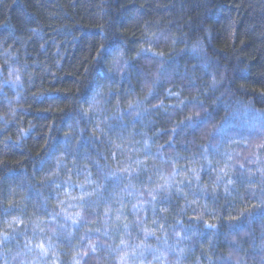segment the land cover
I'll return each mask as SVG.
<instances>
[{
  "label": "clouds",
  "instance_id": "clouds-1",
  "mask_svg": "<svg viewBox=\"0 0 264 264\" xmlns=\"http://www.w3.org/2000/svg\"><path fill=\"white\" fill-rule=\"evenodd\" d=\"M87 3L97 29L61 8L51 60L26 58L10 17L0 35V264H264V0H241L239 31L228 0ZM85 42L95 59L62 98L49 84Z\"/></svg>",
  "mask_w": 264,
  "mask_h": 264
},
{
  "label": "trees",
  "instance_id": "trees-1",
  "mask_svg": "<svg viewBox=\"0 0 264 264\" xmlns=\"http://www.w3.org/2000/svg\"><path fill=\"white\" fill-rule=\"evenodd\" d=\"M96 3L99 4V0H96ZM59 4V7H57ZM119 6L121 8H129L130 4L125 3V0H119ZM139 6V3L137 4ZM224 7V5H221ZM227 7L233 9V15H240L241 24L238 26V31L244 27V22L248 19L250 14V9L247 7L245 3H241V0H228ZM67 9L65 16L66 18L70 17L72 20H78L79 24L74 27L77 28V35H82L79 29H85L88 31H94L97 29L98 25L96 21L92 18V15L96 9L88 6L87 0H75V7L72 4H68L67 0H0V35H8V30L4 28V25L8 23V18H11V23L15 26L16 31L13 33L15 36H31L29 41L28 49H27V59L31 60L35 55H39L41 59L45 58V52L48 53V59L51 60L54 57L51 56V52L54 51L52 48V38L60 40L61 36L57 35L53 31V25L57 22L56 13L60 12V9ZM236 9H241L240 13L236 12ZM168 9L160 10V14L163 15L164 12ZM21 11H26L27 14V28H32L37 26V22L43 25L41 31L35 34H30L23 25V18L20 17L19 13ZM51 12L53 15L49 16L48 13ZM121 34L125 35V29L129 26L125 23L124 19L121 18ZM134 31V30H133ZM129 45H135L139 37L136 35L128 34L126 36ZM43 41H47L45 48L42 50L40 48V44ZM236 44L244 49V54H247L251 51V47L253 45V39L250 36L240 35L236 39ZM11 43V40H9ZM255 43H259V41H255ZM72 49L71 52L66 51L65 56L66 59L62 60L63 70L60 74V78L54 82L50 83L49 87L55 91H59L60 96L62 98H67L72 94L73 82L77 80H81L84 78L86 71L89 68V65L95 59V51L90 52L88 49V44L85 42L83 45L70 46ZM134 50V48H133ZM127 86L126 83L121 84V90ZM35 90L34 88L32 89ZM40 111L39 108L33 107L29 112V117H34V114ZM44 120H52L51 114H48L44 117ZM53 134V133H49ZM56 136L62 135L58 130L54 133ZM45 140V132H40L37 130V133L34 134L33 137L29 138V148L35 154L36 152L42 151L43 147H47L44 145ZM28 149L18 150L13 148L12 152L9 153L10 164L15 163L17 158H25L27 156ZM22 162L25 167L32 168L34 170V163L29 162L26 158L22 159ZM41 161L40 163H42ZM2 171V170H0ZM20 169L13 168L12 171L4 172V176L7 179L15 180L17 178L23 180L26 177L19 176Z\"/></svg>",
  "mask_w": 264,
  "mask_h": 264
}]
</instances>
